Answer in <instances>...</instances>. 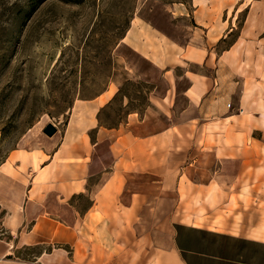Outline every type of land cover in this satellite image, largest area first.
Returning <instances> with one entry per match:
<instances>
[{
    "label": "rangeland",
    "instance_id": "374dc122",
    "mask_svg": "<svg viewBox=\"0 0 264 264\" xmlns=\"http://www.w3.org/2000/svg\"><path fill=\"white\" fill-rule=\"evenodd\" d=\"M252 2L0 0V164L12 150L26 151L31 159L25 162L34 170L26 168L24 173L26 179L34 181L30 196H45L39 203L20 205L32 215L55 213L67 220L73 211L87 209L90 195L98 194L96 209H113L124 175L119 170L129 169L133 159L132 141H127L123 133L140 130L146 134L158 128L162 119L169 125L167 139L160 141L159 150L149 145L143 156L148 161L164 162L168 157L164 164L170 170L166 182L171 186L166 196L154 191L146 203H141L135 219L139 231L144 232L162 219L171 221L187 213L210 226L227 224L237 228L244 224L245 229H252V224H261V186H248V178L232 186L212 182L196 190L187 187L188 197L181 186L174 185L179 170L188 163L187 152L204 151L215 143L227 146L236 142L222 135L229 130V121L241 111L236 102L243 88L251 89L241 75H245V69L249 72L255 66L264 68V43H259L255 31L254 45L243 47L235 60L220 57L242 32L247 6ZM250 13L256 17L254 8ZM247 26L246 23L244 32ZM187 47L210 54L209 60L189 62L184 53ZM255 58L261 62L256 64ZM192 72L206 74L211 82L202 119L193 108L178 116L187 105L183 92ZM261 73L259 79L264 83V70ZM249 77L252 74L248 80ZM101 94L108 99L99 105ZM216 104H220L219 110L226 107L229 111L224 115L216 113ZM212 111L215 112L210 115ZM168 115L171 120H165ZM261 117L254 124L259 128L253 134L258 140H251L250 145L259 154L258 158L251 157L256 163H261V146L264 148V115ZM49 123L57 129L52 136L43 132ZM102 136L107 139L95 146L96 137ZM110 144L122 155L112 181L107 180L108 173L102 180L98 175L87 180V165L90 171L103 167L110 171ZM61 145L73 153V158L66 153L55 156ZM240 161L224 163L217 177L231 178L238 172ZM66 163L74 165L73 182L75 190H80L67 198L64 193L59 196L61 191L55 185V180L71 179L69 170L65 171ZM201 165L206 167L204 159ZM203 173L204 181H208L207 172ZM84 180L88 181L85 189ZM2 188L10 198L0 203L4 207H0V232L13 226L5 211L18 209L13 196L17 197L21 189L16 182H10L8 187L0 182ZM59 189L65 192L63 187ZM180 195L184 200L181 204ZM29 221H24L19 231H25ZM124 221L130 223L128 217ZM40 251L39 247H22L10 257L32 261ZM76 257L82 260L84 253L79 249Z\"/></svg>",
    "mask_w": 264,
    "mask_h": 264
},
{
    "label": "crops",
    "instance_id": "0c3cea01",
    "mask_svg": "<svg viewBox=\"0 0 264 264\" xmlns=\"http://www.w3.org/2000/svg\"><path fill=\"white\" fill-rule=\"evenodd\" d=\"M253 8L256 11V17L250 13ZM247 9L244 22V26L246 23L248 24L247 28L245 27L246 31L244 32L243 26L240 35L224 51L221 59L227 57L231 61L235 60L243 47L250 48L254 45L255 31L258 32L256 38L259 43L261 41L264 43V0H253L248 4ZM184 53L187 54V60L191 63H198L201 59L207 62L210 58V54L202 53L201 49L194 47H187ZM257 62L256 64H259L261 60ZM262 70L264 68L260 70L259 66H255L249 69V72L245 69L246 76L242 77L241 75V80L243 78L251 89L246 91V88H243L239 102H236L241 111L236 114L234 120L229 121V130H226L222 135L223 138L229 140L233 138L236 142L227 146L215 143L207 150L203 151L200 148L199 152L190 151L185 154V160L188 163L181 167L177 180H174V185L183 188L185 196L187 187L196 190L199 187H207L212 182L216 185L232 186L243 181L244 178H248V186L255 184L261 186V202L264 204V148L261 146V163H256L253 162V158H258L259 154L256 153L253 146H250L251 140L254 141L252 143L258 140L253 136L255 130L259 129L254 124L259 123L261 116L264 115V112L261 114V109L264 110V83L259 79ZM190 74L192 75L188 76L190 83L183 92L187 99V105L178 116H181L189 108H193L202 119L211 82H208L209 77L206 74L196 72ZM251 74L252 78L249 77L248 80V76ZM104 97L103 94L98 97L99 105L108 99ZM103 98L104 101L100 102V99L103 100ZM218 106L220 104L213 105L214 109L218 108L216 113L220 115L229 111L226 107L219 110ZM213 112L215 111L210 112V115H213ZM258 114H261L260 117L257 116ZM166 119L171 120L170 115ZM160 120V126L146 134L141 133L140 130L123 133L127 141H132L133 159L129 169L125 170L126 168L121 166L122 168L119 170V172H124V175H122L121 184L116 191L115 207L107 210L96 209L99 205L98 194L90 195V205L87 209L81 213L73 211L67 220L55 213L39 212L32 215L29 209L27 211V207L24 208L23 205H20L22 202L28 204L30 201L39 203V200L43 201L45 196H40V198L30 196V193L34 191V181L26 179L24 173L26 168L34 171L29 163L25 162L31 158H28L26 151L12 150L0 164V182L4 183L5 187H8L10 182H16L21 189L17 197L13 196L18 204V209L5 211V217L12 219L13 226H8L0 232V264H264V212L261 214V224H252V229H245L246 225L244 224H240L237 228H231L227 224L210 226L195 221V217L187 213L184 217L182 214L179 218H172L171 221L162 219V222L146 228L144 232L139 231L135 219L139 217L141 203H146L151 192L154 191L161 192L162 197L166 196L164 195L165 191L171 186L166 182L170 170L168 165L164 164L168 157L164 162V160L154 159L148 161L143 156L144 150L147 151L149 145H153L156 150H159L160 141L167 139L169 135L167 121ZM97 133L99 135V130ZM96 138L95 146L107 139L104 136L101 139ZM133 139L137 140L133 142ZM239 143L241 144L239 145ZM111 144L109 145V156L113 161L109 166L110 171L106 172L105 167L101 170L90 171V166L87 165L85 170L87 180L93 175H98L102 180L103 175L108 173L107 180L112 181V174L115 173L116 164L121 161L122 155L120 152H115ZM166 146L169 147L167 143ZM161 152L163 151L161 150ZM64 153L73 158V153H70V150H65L63 145L57 148L55 156H63ZM151 155H155V153ZM168 155L169 150L166 152V156ZM33 158L36 159L35 156ZM203 159L206 167L201 165ZM238 159L241 161L235 175L231 178L220 179L217 177L224 163H233ZM61 165L59 163V166ZM65 166V171L69 170L71 179L62 182L55 180V185L65 189L63 192L57 188L61 191L59 196L64 193L67 198L72 197L80 190H75L73 182L74 165L66 163ZM72 168L73 170H71ZM205 171L208 181L203 179ZM54 177H58V171ZM87 180L82 183L83 189L86 188ZM101 186L103 187L104 183ZM144 188L146 190L142 191ZM188 196H190L189 193L186 197ZM25 197H27V202ZM9 198L8 192L4 188L0 189V203L8 201ZM183 201L180 195L179 204ZM0 207L4 209L3 206L0 205ZM127 217L130 219L129 224L124 221ZM27 219L30 220L29 226L25 231H19L20 226ZM127 226L129 228H126ZM79 244L80 247H78ZM22 247H39L41 251L33 257L32 261H25L17 257L12 259L10 256L13 252ZM79 249L84 253L82 260L76 257ZM91 255L94 256L93 259Z\"/></svg>",
    "mask_w": 264,
    "mask_h": 264
},
{
    "label": "water",
    "instance_id": "95a60500",
    "mask_svg": "<svg viewBox=\"0 0 264 264\" xmlns=\"http://www.w3.org/2000/svg\"><path fill=\"white\" fill-rule=\"evenodd\" d=\"M56 127L49 123L43 128V132L49 136H52L56 132Z\"/></svg>",
    "mask_w": 264,
    "mask_h": 264
},
{
    "label": "trees",
    "instance_id": "16d2710c",
    "mask_svg": "<svg viewBox=\"0 0 264 264\" xmlns=\"http://www.w3.org/2000/svg\"><path fill=\"white\" fill-rule=\"evenodd\" d=\"M263 37H264V33H263Z\"/></svg>",
    "mask_w": 264,
    "mask_h": 264
}]
</instances>
